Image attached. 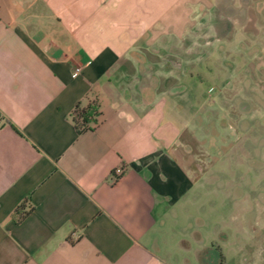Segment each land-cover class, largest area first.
Returning <instances> with one entry per match:
<instances>
[{
    "label": "crops",
    "instance_id": "1",
    "mask_svg": "<svg viewBox=\"0 0 264 264\" xmlns=\"http://www.w3.org/2000/svg\"><path fill=\"white\" fill-rule=\"evenodd\" d=\"M255 37L264 0H0V264H219L173 222L231 141L204 67Z\"/></svg>",
    "mask_w": 264,
    "mask_h": 264
},
{
    "label": "rangeland",
    "instance_id": "2",
    "mask_svg": "<svg viewBox=\"0 0 264 264\" xmlns=\"http://www.w3.org/2000/svg\"><path fill=\"white\" fill-rule=\"evenodd\" d=\"M253 40L252 50L243 54L252 59L248 68L204 67L203 88L209 95L204 106L218 109L212 117H217L220 129H227L231 141L214 153L218 160L212 171L218 178L201 181L193 206L178 210L180 223L173 222L179 235L190 228L186 239L194 247L207 238L221 245L219 264H264V39ZM236 72L242 81H236ZM226 73L233 75L228 78ZM216 139L222 141L219 135ZM204 222L210 226H202ZM190 258L195 263L197 253Z\"/></svg>",
    "mask_w": 264,
    "mask_h": 264
},
{
    "label": "trees",
    "instance_id": "3",
    "mask_svg": "<svg viewBox=\"0 0 264 264\" xmlns=\"http://www.w3.org/2000/svg\"><path fill=\"white\" fill-rule=\"evenodd\" d=\"M98 113V105L96 102H88L84 106L78 105L76 109L71 113L75 126L79 130L84 131L91 129V124L96 122L94 118Z\"/></svg>",
    "mask_w": 264,
    "mask_h": 264
},
{
    "label": "built area",
    "instance_id": "4",
    "mask_svg": "<svg viewBox=\"0 0 264 264\" xmlns=\"http://www.w3.org/2000/svg\"><path fill=\"white\" fill-rule=\"evenodd\" d=\"M123 168H122V166H118V167H116L115 169H114V171H113V179H116V178H118V176H120V174L122 175L123 174Z\"/></svg>",
    "mask_w": 264,
    "mask_h": 264
}]
</instances>
